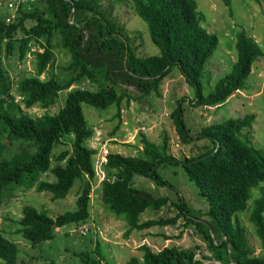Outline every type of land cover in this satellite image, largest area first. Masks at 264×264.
Returning a JSON list of instances; mask_svg holds the SVG:
<instances>
[{
	"label": "trees",
	"instance_id": "trees-1",
	"mask_svg": "<svg viewBox=\"0 0 264 264\" xmlns=\"http://www.w3.org/2000/svg\"><path fill=\"white\" fill-rule=\"evenodd\" d=\"M100 1L34 0L29 8L24 7L27 2L19 3L16 14L8 22H5L8 13L0 15V197L5 193L11 195L21 187L47 192L51 200L63 199L74 180L80 181L72 211L51 217L45 210L21 206L16 232L32 246L54 237L51 224L54 228L77 225L89 217L88 192L94 177L91 156L95 150L87 146V140L94 132L86 123L82 104L97 109L115 105V116L119 117L121 103L127 106L131 100L158 91L162 79L176 68L193 89L192 107L217 108L234 92L244 90L243 82L251 64L262 54L259 45L244 30L235 32V58L229 71L203 94L200 74L218 39L215 33L207 32L200 25L203 16L194 0H129L134 13L145 23L150 41L158 49L157 54L143 57L135 54L136 47L131 45L124 27L101 10ZM220 1L230 14L231 0ZM54 35L70 58L65 68L71 71V76L65 81L53 75L45 80L39 78L53 62L51 41ZM32 46L36 49L30 51ZM30 52L34 73L14 81V95L13 80L4 70L2 59L15 54L21 61ZM81 79L95 89H70ZM123 85L133 87L138 95L116 89ZM65 90L63 105L54 114L32 115L26 111L34 106L46 110L55 103L58 92ZM168 117L182 143L206 138L210 146L194 155L175 158L167 152L166 135L160 144H155L139 133L141 155L109 153L106 156L99 201L106 212L124 222V236L154 226H173L181 219L184 226H193L206 246L195 259V252L190 250L164 246L152 251L141 244L137 247L140 261L131 256L123 264H204L201 260L220 264H264V187L261 186L264 148L253 147L238 137L243 128L252 124L254 115L206 124L193 136L187 133L179 102ZM13 143H17L16 151L4 156L5 145ZM56 145L63 148L53 157L56 163L50 168L51 150ZM161 164L181 168L193 183L197 194L207 203L201 215L190 212L177 192L173 201L166 195L153 196L132 186L133 176L137 175L155 185L173 188L157 172ZM45 171L51 173L53 181L38 179ZM253 190L257 191L256 196L252 195ZM163 205L175 212L167 217L139 220V214L146 208L159 210ZM242 212L247 213L252 234L259 242L260 255H254L244 228L236 218ZM89 241L93 243L91 250L73 254L83 264H104L97 242ZM17 253L15 243L0 233V260L16 264Z\"/></svg>",
	"mask_w": 264,
	"mask_h": 264
},
{
	"label": "rangeland",
	"instance_id": "rangeland-1",
	"mask_svg": "<svg viewBox=\"0 0 264 264\" xmlns=\"http://www.w3.org/2000/svg\"><path fill=\"white\" fill-rule=\"evenodd\" d=\"M31 1L34 0H0V15L4 16L9 12L13 13L14 17L19 3L27 2L24 7L29 8ZM194 1L203 16L200 25L207 32L215 33L218 39L214 52L206 59L200 74L202 93L206 94L210 91L217 79L229 71L235 58L234 33L240 29L244 30L262 51V54L251 64L250 73L243 82L244 90L234 92L227 102L217 108L192 107L190 99L193 97V89L184 82L176 68H172L162 79L158 91H152L143 97L131 100L127 106L121 103L122 118L120 112L119 117L115 116V105L97 109L82 104V113L86 123L94 132L87 140L89 148L93 147L97 151L102 145L109 153L139 156L141 155L139 133L144 134L155 144H160L166 135L167 152L175 158L194 155L209 147L210 142L206 138H194L188 143H182L179 140L168 117L169 111L176 102H179L182 108V119L187 133L192 136L206 124L220 122L227 118L254 115L252 124L243 128L238 137L253 147L264 148V1L231 0L230 14L220 0ZM8 3H13L15 7L8 8ZM100 5L101 10L110 20L124 27L128 40L136 47L134 52L137 56L143 57L158 53L157 47L149 39L145 23L134 13L129 0H101ZM51 42L53 62L47 66L39 78L45 80L53 75L57 80L65 81L71 76V71L65 68L70 58L66 51L60 48L57 35L53 36ZM34 49L36 46H32L30 51ZM2 66L8 77L13 80L12 93L14 95V81L34 73L31 52L26 54L21 61L17 60L15 54L7 56L2 59ZM72 88L95 89L85 79L79 80L70 87ZM116 89L118 91L127 90L133 96L138 95V92L131 86H117ZM66 91L58 92L55 103L46 110L34 106L26 111L32 115H40L43 112L49 115L54 114L63 105ZM121 119L126 120L125 125L121 123ZM116 125L118 126L114 131ZM121 126L124 128L119 130ZM129 138L131 142H128ZM16 144L5 145V151L2 152L4 156L15 152ZM62 148L61 145L52 147L50 168H53L56 163L53 157ZM157 172L173 188L155 185L149 179L140 176L133 177L132 186L153 196L166 195L173 201L177 198L174 192H177L190 212L199 213V215L207 209L206 201L197 194L193 183L187 179L181 168L161 164ZM38 179L50 182L54 180V177L49 171H45L38 175ZM100 182H97L94 176L90 183V190L99 187ZM79 185V179H75L63 199L51 200L47 192H36L33 188L22 190L21 187L16 188L11 195L5 193L0 197V233L15 243L18 249L16 264H83L73 253L91 250L93 243L89 239L97 242L100 259L104 264H123L131 256L140 261L141 253L137 247L141 244L147 245L152 251H157L164 246L190 250L195 252V259L199 258V251L204 250L206 242L202 236L193 226H184L181 219L173 226H154L146 231H131L124 236L125 224L113 221L112 218L108 219L111 215L103 209L99 195L94 191L91 192L90 203L88 202L89 217L86 221L77 225L66 224L53 228L55 235L51 240L32 246L16 232L17 220L21 216V206L30 205L37 210H45L51 217L64 211H72L75 209V198ZM261 186L264 187V182ZM252 195L256 196L257 191L253 190ZM174 212V209L167 205H163L159 210L148 207L139 214V220L167 217ZM236 218L244 228L247 243L253 249L254 255H260L259 242L252 234L247 221V213L242 212ZM83 228L87 231L85 234H80ZM165 237L169 240L165 241ZM201 261L204 264H220L214 260ZM0 264L5 263L0 260Z\"/></svg>",
	"mask_w": 264,
	"mask_h": 264
},
{
	"label": "built area",
	"instance_id": "built-area-1",
	"mask_svg": "<svg viewBox=\"0 0 264 264\" xmlns=\"http://www.w3.org/2000/svg\"><path fill=\"white\" fill-rule=\"evenodd\" d=\"M13 4V3H12ZM11 3H8L7 6L8 8H14L15 5L13 4L12 7ZM13 13H9L5 18V22H8L12 19ZM143 130V128H141ZM93 150H95V153L91 156V161H92V170H93V176H95V179L97 182H100L104 179V166L107 163V158L106 156L109 154L108 150L104 146H100L97 151L95 148L91 147ZM91 185V184H90ZM94 191V188L92 190L89 189L88 193V199L91 200V192ZM90 203V201H89ZM87 229H81L80 234H85Z\"/></svg>",
	"mask_w": 264,
	"mask_h": 264
},
{
	"label": "crops",
	"instance_id": "crops-1",
	"mask_svg": "<svg viewBox=\"0 0 264 264\" xmlns=\"http://www.w3.org/2000/svg\"><path fill=\"white\" fill-rule=\"evenodd\" d=\"M238 92H239V91H238ZM229 98H230V97H229ZM229 98H228V99H229ZM228 99H227V100H228ZM227 100H226L225 102H227ZM119 112H120V117L122 118V116H121L122 109H121V108H120V111H119ZM121 123L125 125V124H126V120L121 119ZM123 128H124V127L121 126V127H119V130H121V129H123ZM144 136H145V135H144ZM131 137H132V136H131ZM133 137H134V136H133ZM111 139H113V138H111ZM128 142H131V139H130V138H129ZM132 142H133V141H132ZM134 176H137V175H134ZM134 176H133V177H134ZM132 181H133V179H132ZM95 185L98 186V184H96V183H95ZM99 186H100V185H99ZM95 190H96V191H95ZM94 192H97V194L99 195V187H95V188H94ZM97 194L95 193V195H97ZM98 195H97V196H98ZM110 218H112L113 221H117V222H122V223H124L122 220H120V219H115V218L112 217V216L109 217L108 219H110ZM145 220H146V219H145ZM147 230H148V229H147ZM143 231H146V230H143ZM167 240H169V239H167ZM165 241H166V239H165Z\"/></svg>",
	"mask_w": 264,
	"mask_h": 264
},
{
	"label": "water",
	"instance_id": "water-1",
	"mask_svg": "<svg viewBox=\"0 0 264 264\" xmlns=\"http://www.w3.org/2000/svg\"><path fill=\"white\" fill-rule=\"evenodd\" d=\"M50 228H51V229H53V228H54V225H53V224H51Z\"/></svg>",
	"mask_w": 264,
	"mask_h": 264
}]
</instances>
